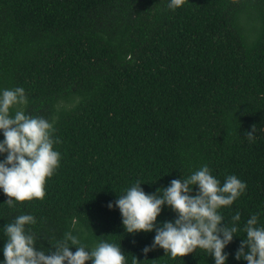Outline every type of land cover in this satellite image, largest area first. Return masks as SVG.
Masks as SVG:
<instances>
[{
	"label": "trees",
	"instance_id": "1",
	"mask_svg": "<svg viewBox=\"0 0 264 264\" xmlns=\"http://www.w3.org/2000/svg\"><path fill=\"white\" fill-rule=\"evenodd\" d=\"M169 2L0 0V94L23 88L27 104L10 116L43 117L60 141L43 199L9 207L0 189V264L4 227L20 215L35 218L25 231L46 255L71 232L89 251L120 246L125 264H215L200 248L145 255L155 229L127 233L115 207L137 182L156 194L205 165L221 186L229 175L247 185L217 210L222 226L241 217L226 264H247L235 258L247 220L264 227V0H185L175 10ZM176 218L164 205L156 225Z\"/></svg>",
	"mask_w": 264,
	"mask_h": 264
},
{
	"label": "clouds",
	"instance_id": "2",
	"mask_svg": "<svg viewBox=\"0 0 264 264\" xmlns=\"http://www.w3.org/2000/svg\"><path fill=\"white\" fill-rule=\"evenodd\" d=\"M184 3L185 0H170L167 7L175 10ZM26 104L23 88L5 89L0 94V130L4 136L0 154L6 153L0 160V189L9 198L6 201L9 207L15 206L14 201L43 199L45 181L59 166L60 153L53 150V144L60 141L52 138L53 124L43 117L27 116L23 110L16 111L14 118L10 116L11 107ZM254 133L253 125L244 135L253 141ZM192 186H198L195 195ZM246 187L235 175H229L221 186L205 165L186 179H173L170 186L162 188V192L158 189L156 194H146L137 182L125 195L118 197L115 207L120 210L127 233L155 229L153 244L143 249L145 255L159 247L172 258L184 257L200 248L213 256L215 264H226L228 254L224 249L237 233L235 222L241 217L237 212L232 217V226H222L224 218L217 210L232 205ZM164 205L169 206L177 218L157 227V217ZM108 207L113 208V204L109 203ZM35 223L32 215H20L4 227L7 236L4 264H85L86 261L125 264L120 246L100 242L89 251L71 232L57 242L50 255H46L44 251L36 250L34 236L26 234L25 225ZM256 224L257 216L252 215L244 227L246 238L235 254L237 260L243 258L247 264H264V227L258 228ZM69 241L76 247L75 253L70 251Z\"/></svg>",
	"mask_w": 264,
	"mask_h": 264
}]
</instances>
